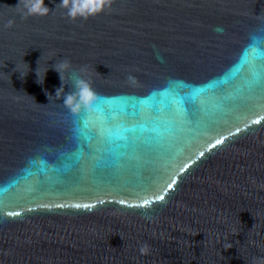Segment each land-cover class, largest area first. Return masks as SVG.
<instances>
[{
  "label": "water",
  "instance_id": "95a60500",
  "mask_svg": "<svg viewBox=\"0 0 264 264\" xmlns=\"http://www.w3.org/2000/svg\"><path fill=\"white\" fill-rule=\"evenodd\" d=\"M61 3L0 0V264L264 257V0ZM77 75L94 111L55 97Z\"/></svg>",
  "mask_w": 264,
  "mask_h": 264
},
{
  "label": "clouds",
  "instance_id": "9594fccd",
  "mask_svg": "<svg viewBox=\"0 0 264 264\" xmlns=\"http://www.w3.org/2000/svg\"><path fill=\"white\" fill-rule=\"evenodd\" d=\"M114 0H62V3L57 5L59 8L66 9V15L72 20L83 18L85 20L102 13L106 8H110ZM22 6V13L25 16H46L49 14L50 9L45 5V0H19V4L15 6L20 8ZM10 7V6H9ZM12 21H9L7 27L12 26ZM216 31L222 32L223 29L217 28ZM55 70L60 74L62 85L65 82V73L71 72V64L69 61H63L54 65ZM48 68L45 69L43 79L40 76V68L38 69L39 83H43ZM81 71H84L83 69ZM19 72V71H18ZM28 73V72H27ZM23 74V76H26ZM22 76V74H21ZM22 76V77H23ZM129 82L135 86L137 83L134 76L128 77ZM75 91L65 94L64 86L56 90L55 97L63 100V105L68 108L72 113H80L82 110L94 111V105L98 100V95L94 91L91 83L77 75L74 77ZM51 94H48L50 96ZM34 98V97H33ZM224 249H230L233 244L228 242L223 245ZM141 255H148L150 247L145 244L140 248ZM254 264H264V257H258Z\"/></svg>",
  "mask_w": 264,
  "mask_h": 264
},
{
  "label": "snow or ice",
  "instance_id": "6c2138e0",
  "mask_svg": "<svg viewBox=\"0 0 264 264\" xmlns=\"http://www.w3.org/2000/svg\"><path fill=\"white\" fill-rule=\"evenodd\" d=\"M87 110V109H86ZM256 123H259V121H256ZM223 143V141H221V140H217L216 141V145H220V144H222ZM201 155H203V153L201 154ZM169 187H172V185H169ZM157 199H159V200H163L164 199V196L162 195V196H159V197H157ZM121 203H123V202H121ZM149 203V201H144V205H147ZM93 205H88V204H85V205H83V207H85V208H89V207H92ZM134 206V205H133ZM76 207H80V205H76ZM18 213H14V215H17Z\"/></svg>",
  "mask_w": 264,
  "mask_h": 264
}]
</instances>
